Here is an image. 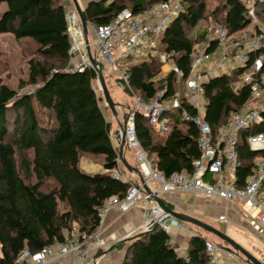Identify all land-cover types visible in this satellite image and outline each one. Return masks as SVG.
Wrapping results in <instances>:
<instances>
[{
  "label": "trees",
  "instance_id": "16d2710c",
  "mask_svg": "<svg viewBox=\"0 0 264 264\" xmlns=\"http://www.w3.org/2000/svg\"><path fill=\"white\" fill-rule=\"evenodd\" d=\"M162 1L91 0L84 13L89 24L105 25L125 9L136 14ZM212 1L217 5L210 10ZM254 1L258 24L264 30V0ZM184 4L185 10L171 22L160 44V52L176 51L173 62L183 69L182 81L192 73L195 46L209 33L205 28L200 37H194L190 30L207 18L217 20L231 34L254 23L245 0H184ZM1 5L5 8L0 13V33L34 41L39 55L30 59L29 79L20 84V88L31 85L30 91L20 93L4 84L0 76V264H18L23 250L36 252L63 242L65 229L73 226L80 229L83 239L91 237L100 225L98 209L105 200L126 196L131 185L140 181H123L110 174L113 169L127 168L117 161L120 146L113 136V123L93 84L97 70L92 66L84 71L68 70L72 38L63 0H0ZM258 26L255 24L256 31H261ZM216 47L217 42H212L209 51ZM261 53L264 48L251 52L246 65L205 81V118L214 133L250 100L251 85L237 89L233 83ZM128 65L130 88H125L146 102L166 86V96L180 87L173 71L163 72L159 55ZM168 114L171 129L160 134L137 112L138 140L154 157L157 170L167 177L175 172L193 173V161L200 155L199 128L183 119L180 110ZM256 133H264V122L240 133V182L252 171L255 157H264V150L254 152L249 147L248 137ZM128 151L126 146L125 153ZM85 155L103 157L104 171H85L81 167ZM45 185L53 186L46 190ZM207 239L192 237L186 258L171 243V235L157 227L134 237L123 264H205L209 259Z\"/></svg>",
  "mask_w": 264,
  "mask_h": 264
},
{
  "label": "built area",
  "instance_id": "2783aa9c",
  "mask_svg": "<svg viewBox=\"0 0 264 264\" xmlns=\"http://www.w3.org/2000/svg\"><path fill=\"white\" fill-rule=\"evenodd\" d=\"M184 10V0H164L136 14L130 9H125L105 25L89 24L95 35L96 54H92L99 63L116 71L119 79L128 88H130L131 71L129 65L125 63L126 60L133 58L137 61L142 55L148 57L159 55L163 67L167 66L169 71L176 74L181 87L184 72L173 62L176 51L160 52L158 38ZM250 14L257 24L254 8L250 9ZM66 17L72 38L69 50L71 59L79 53L73 64L71 60L68 70L84 71L88 66L93 67L88 53V46L91 49V44L90 42L87 44L85 40L77 12L69 11ZM214 41L217 42V47L214 51H209ZM262 48H264L263 29L256 31L255 27L250 30L245 28L231 34L224 25L214 19L207 38L195 46L192 73L185 79V92L179 87L173 95L166 96V86L148 102L137 96L134 110L127 114L126 146L133 152L150 190H147L141 181L132 184L126 196L109 197L99 207L100 225L91 237L83 239L80 229L73 226L65 229L63 242L56 241L36 252L25 249L19 255L17 263L98 264V258L92 254L90 243L98 236L106 216L112 210L125 212L137 206L143 207V222L140 230L151 231L161 227L171 235V243L176 245L177 251L188 258L187 248L181 243L176 244L172 238L173 228H184V222L173 217L156 199L157 196L163 199L164 193H204L225 200L234 207V210L244 209L251 228L264 238V194H261L264 189V157H255L252 171L243 182H240L239 171L243 162L238 149L240 133L264 122V74L261 73L264 53L258 55L233 83L237 89L243 85H251L250 100L243 109L232 113L229 120L221 125L216 133L205 118L207 101L204 95V83L209 77L226 72L224 65L228 66L227 71L233 67L246 65L250 53ZM203 62L214 64L211 68L197 69ZM176 109L180 110L183 119L199 128L200 155L193 161V173L175 172L167 177L157 170L151 156L139 142L135 116L137 112L142 114L148 118L155 133L165 134L170 131L172 122L168 112ZM119 137L120 139L122 137L121 131ZM248 144L254 152L264 150V133L249 135ZM117 161L121 162L120 156ZM110 174L114 178L127 181V176L119 168L111 170ZM156 184L159 187H156ZM181 204L180 200L173 201L172 209L179 211ZM218 219L227 222V213H221ZM205 248L209 256L205 264H224L226 249L222 244L207 239Z\"/></svg>",
  "mask_w": 264,
  "mask_h": 264
},
{
  "label": "rangeland",
  "instance_id": "374dc122",
  "mask_svg": "<svg viewBox=\"0 0 264 264\" xmlns=\"http://www.w3.org/2000/svg\"><path fill=\"white\" fill-rule=\"evenodd\" d=\"M245 1L248 3V5L251 8H253L254 3H255L254 0H245ZM63 2L65 3L67 7V14H68L69 8L73 7L74 5L73 0H63ZM216 5L217 3L215 1H212L210 3L209 9L213 10L216 7ZM4 8H5L4 5L0 6V13L3 12ZM261 9L262 8L260 7L259 11ZM254 13H255V9H254ZM213 20H214L213 18L210 20L207 18L205 21H202L196 28L190 30V34L193 35L194 37L195 36L200 37V34L203 32L205 28H207L208 30L212 28ZM255 24L256 23H252V25H250L248 29L249 30L254 29ZM80 25L82 26L81 20H80ZM257 25H259L258 27L263 29L262 24L257 23ZM162 37H163V34L158 38V45L161 44ZM89 42L91 44L92 53L95 55L96 54V46L94 43L95 35L90 28H89ZM37 47H38L37 44L34 43V41L30 39L18 40L12 33H0V76L4 84L8 85L12 89L19 90L20 93L31 90V85L24 84V86L20 88V84L22 82L25 83L29 79V74H30L29 61L31 58L39 57V55L37 54ZM76 54L79 55V53H76ZM77 58L78 57L75 56L73 59H71L73 61V62L70 61L71 64H73L77 60ZM145 58H148V56L142 55L138 57L137 60H143ZM134 60L133 58H131V59L126 60L125 63L129 64ZM170 63L172 64V62ZM213 64L214 63L203 62L201 65L198 66L197 69L207 68V67L211 68ZM100 65L101 67H103L102 70H103L104 77H105L107 86L109 88L110 94L113 100L115 101V103L117 104L118 116L114 115L107 101L105 100L103 89L99 81V78L95 79L93 81V84H94L97 94L101 97V106L107 118L113 123V130H114L113 136L115 138V142L118 143V145L120 146L119 144L120 143V137H119L120 123H123L125 115H127L131 110L135 108L136 103H137V96L131 94L129 91L126 90L124 83L119 80L118 73L116 71L112 70L107 65H103L101 63ZM223 68H224V71H227L229 69L227 65H224ZM162 69L164 73H167L169 71L167 66L162 67ZM214 74L215 73H213V75ZM185 89H186V81L184 80L181 83L182 92H185ZM127 155H129V157L131 155L132 163L135 166H137L138 163L133 153L129 152L127 153ZM151 159L154 161L153 156L151 157ZM90 161L100 164V166L98 165L97 169L86 170V168L88 167L87 163ZM103 161L104 159L101 156L85 155L82 157L81 167L89 173L104 171L105 168L103 165ZM123 170L124 172L126 171L124 168ZM48 186L52 187L53 185H45L44 189L48 190L49 188ZM261 194H264V189L261 191ZM210 223L212 226L224 232L226 231L228 235H230L231 237L234 236L236 239L238 236L244 237L246 240H248V242L251 243V246H253L254 249H256V251L258 252L257 254L253 252L252 253L256 257H258L260 260L264 261V240L262 238L258 237L257 235H255L249 230L243 231L242 233V231L239 230V228L234 222H229V221L224 222L220 220L219 222H217L214 220V221H210ZM204 234L208 235V237H210V240L215 242L216 244H222L224 248H225V245H227L225 242H223L219 237H217L214 234L212 235L210 233H207L206 231H204Z\"/></svg>",
  "mask_w": 264,
  "mask_h": 264
},
{
  "label": "crops",
  "instance_id": "0c3cea01",
  "mask_svg": "<svg viewBox=\"0 0 264 264\" xmlns=\"http://www.w3.org/2000/svg\"><path fill=\"white\" fill-rule=\"evenodd\" d=\"M90 1L91 0H78L82 8H85ZM73 4L75 5L74 1ZM74 5L73 7L69 8V11L73 12L76 10V7ZM76 57H79V55L77 54ZM129 152L133 153L130 150L127 153ZM126 155L127 154L125 153V156ZM126 159L130 164L134 165L132 163L131 155L130 157L129 155H127ZM91 161L87 163L88 167L86 168V170L97 169L98 165L100 166V164ZM136 167H139V164H137ZM121 169L127 176V178L138 179L139 181H141L139 175L136 172L129 171L128 169L124 172L123 168ZM156 187H159V185H156ZM162 196L169 206L172 205L173 201L180 200L182 204L179 211L197 217L209 224H211L210 221L214 220L219 222L218 216L221 213L226 212L228 221L234 222L239 230L242 231V233L243 231L249 230L264 240L261 235L256 233L251 228L248 222L246 211L244 209L234 210V207L228 204L225 200L208 196L204 193L186 194L178 192L164 193ZM142 210V206L131 208L130 210L125 212L112 210L106 216L104 223L100 228L98 236L90 243L92 254L98 258V264H123L127 254V250L132 243V240L137 234L144 232L140 230V226L143 222ZM204 231V229L194 224L184 222V228H173L172 238L176 244L181 243L188 250L189 242L195 235H202L203 237L210 239L208 235L204 234ZM206 232L210 233L208 231ZM232 237L243 247H245L249 252H253L256 254L258 253L256 249L251 246V243L248 242V240H246L244 237L238 236L237 239L234 236ZM245 260L246 258L242 254L233 253L232 251H229L227 249L223 257L224 264H249Z\"/></svg>",
  "mask_w": 264,
  "mask_h": 264
},
{
  "label": "water",
  "instance_id": "95a60500",
  "mask_svg": "<svg viewBox=\"0 0 264 264\" xmlns=\"http://www.w3.org/2000/svg\"><path fill=\"white\" fill-rule=\"evenodd\" d=\"M73 1L75 3L77 14L79 15V18L81 20L83 33L85 35V40H86L87 44H89V25H88V21L85 17V13H84V10L86 7L82 8L81 5L79 4L78 0H73ZM88 53H89V57L91 59L92 65L97 69L98 78H99V81L101 83L103 93H104V98L107 101V103H108L110 109L112 110V112L114 113V115L118 116L117 104L115 103V101L113 100V98L110 94L109 88L107 86V83H106V80L104 77L102 67H101L99 61L93 56L89 46H88ZM126 122H127V115H125V117H124V122L120 123V131L122 132V137L120 139L119 156L121 158V161L125 165V167L129 171L136 172L139 175L141 182L144 183L145 188L147 190H150L148 185L145 183V178H144V175H143V172L141 171V169L139 167H136V166L130 164L125 157V148H126L125 125H126ZM156 199L158 200L160 205L167 212H169L173 217H175L181 221H184L186 223L194 224V225L204 229L205 231H208V232L216 235L223 242H225L227 244V245H225V248L227 250L235 252L237 254H242L246 258V261L249 264H264L263 260H260L258 257H256L251 252H249L245 247H243L240 243H238L234 238H232L226 232L212 226L211 224H209V223H207V222H205V221H203L197 217H194V216L189 215L187 213H184L181 211H176V210L172 209L161 197L157 196ZM145 232H149V231H144V233Z\"/></svg>",
  "mask_w": 264,
  "mask_h": 264
},
{
  "label": "bare ground",
  "instance_id": "6f19581e",
  "mask_svg": "<svg viewBox=\"0 0 264 264\" xmlns=\"http://www.w3.org/2000/svg\"><path fill=\"white\" fill-rule=\"evenodd\" d=\"M72 17H74V16H72ZM74 31H75V29H74Z\"/></svg>",
  "mask_w": 264,
  "mask_h": 264
}]
</instances>
